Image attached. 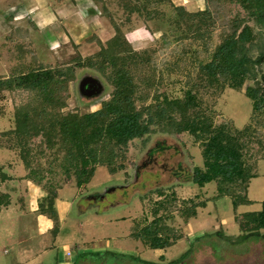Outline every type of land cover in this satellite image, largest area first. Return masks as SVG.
I'll return each instance as SVG.
<instances>
[{
  "label": "rangeland",
  "instance_id": "obj_1",
  "mask_svg": "<svg viewBox=\"0 0 264 264\" xmlns=\"http://www.w3.org/2000/svg\"><path fill=\"white\" fill-rule=\"evenodd\" d=\"M83 1L0 0V78L18 76L21 72L27 73L29 68L40 66L53 69L75 65L76 59L83 60L102 51L119 29L134 52L156 50L151 60L156 68V79L162 71V84L148 90L145 102L135 100L137 108L151 105L154 110L157 104L155 95L160 99L165 94L169 99H183L188 87L186 83L198 72V63L191 59L194 57L192 51L183 55L185 46L198 50L200 60L208 61L222 36L230 31L233 18L246 20L245 23L257 36L256 41L264 48V28H258L250 21L234 1L170 0L173 6H183L189 13L206 8L212 11L214 26L196 42L191 37L195 31L189 33L188 26L182 22L178 27L170 22L175 12L165 0H160L157 6L150 4L154 0H86V4ZM130 2L139 9L138 13L129 14L125 5ZM143 4H147L146 8ZM159 13L163 19L155 18ZM48 15L55 17L50 19ZM44 16L47 18L45 24L59 21L60 28L66 29L69 21L72 24L69 28L75 31V26H78L79 32L74 35L64 29L63 36L55 33L59 32L57 26L52 28L43 23L38 26ZM185 34L190 38L177 39ZM110 72L109 68L103 76L89 68H77L75 80L68 84L69 98L63 112L85 114L98 110L101 102L109 100L114 90L106 81ZM262 74L264 63L258 79ZM142 75L134 77L135 84L140 85ZM86 77L98 83V93L80 96L79 83ZM252 85L253 82L248 80L240 90L228 87L222 92H199L202 106L215 125L232 122L237 129L252 126L259 131L258 139L263 145L254 142L244 156L255 176L246 192L241 194L246 195L251 204L240 205L234 210L230 196L217 197L216 182L203 187L191 183L194 167H203L201 137L187 132L178 134L172 129H164L165 124L155 123L144 136L146 142L134 140L123 150L122 160L117 158L115 161L114 166L118 168L115 173L111 174L105 166H98L89 183L81 187L75 186L73 176L70 181H65L58 174L59 186L55 187L57 197L54 205L56 217L53 220L43 215L50 221L51 228L46 230L39 219L42 215L39 205L48 191L46 181L41 185L44 191L39 187L40 198L26 193L24 182L28 170L20 158L19 149L14 148L12 152L0 149L1 166L11 163V167L2 168V173L21 188L13 196L10 206H0V264L20 263L19 254L23 250H29L31 256L35 255L32 252L42 251L38 264H119L120 261H114L119 253L129 256L120 264H134L138 258L157 264H172L175 260H179L175 264H264V239L235 241V236L240 234L237 218L246 212H259L264 202V115H261L263 123L260 126L251 120L252 101L245 96V88ZM3 96L0 100V132L13 128L17 108H24L36 100L34 92L24 89H16ZM36 105L37 101L32 106L37 108ZM38 140L33 139L31 145ZM157 142L162 143L165 149L150 154ZM52 153L34 158V164L37 162L46 167ZM120 164L125 168L121 169ZM177 172L179 177L174 175ZM17 180L24 182L19 184ZM160 188L164 189L163 196L174 195L164 201L170 204L169 210L165 212L160 207L161 210L154 215L153 208L164 200L155 192ZM3 191H6V186ZM194 206V216L185 212ZM160 217L164 219L171 246L154 250L142 240V229ZM218 231L222 236L216 233ZM227 237L231 239L226 240ZM106 250L110 254L102 260L89 255ZM187 252V256L181 258Z\"/></svg>",
  "mask_w": 264,
  "mask_h": 264
},
{
  "label": "trees",
  "instance_id": "obj_2",
  "mask_svg": "<svg viewBox=\"0 0 264 264\" xmlns=\"http://www.w3.org/2000/svg\"><path fill=\"white\" fill-rule=\"evenodd\" d=\"M165 1L175 12V17L168 21L176 23L177 27L182 22L188 26L189 33L195 31L196 34L191 36L193 42L202 40L214 26L215 20L209 8L189 13L183 6H173L170 0ZM223 1L238 3L250 21L258 28H264V0ZM159 2L160 0H154L150 4L157 6ZM147 4H143L145 8ZM125 8L129 14L139 11L131 2L125 5ZM158 15L162 16L159 13L155 16L156 19H163ZM245 21L237 17L230 21V31L222 36L208 61L200 60L198 50L185 46L183 55L186 56L192 51L194 57L191 59L198 63V72L194 78H189L190 83L189 80L186 83L188 87L183 99H169L166 94L160 99L155 95L157 104L154 110L151 105L137 108L135 100L145 102L148 90L162 84V71H159V77L156 79V68L151 60L156 50L134 52L131 50L130 42L119 29L102 51L83 60L76 59L75 65L53 69L40 66L29 68L27 73L21 72L18 76L0 78V100L4 98L5 93H13L16 89L30 90L36 95V100L32 103L16 109L13 128L0 132V149L18 148L20 158L28 170L26 179L34 186L40 187L42 191L44 187L41 185L46 181L48 191L39 205L41 214L55 220L54 205L57 197L55 187L59 186V181L56 180L58 174H61L65 181H70V177L73 176L75 186L81 187L89 183L98 166H105L111 174L115 173L118 169L114 166L115 161L117 158L122 160L123 150L134 140L142 139L146 142L144 136L151 131V126L155 123L165 124L164 129H172L178 134L187 132L201 137L203 167H194L191 183L203 187L216 182L217 197L230 196L234 210L240 205L251 204L246 195L241 194L242 191L246 192L247 186L255 176L253 168L247 165L244 156L248 154L254 142L263 145L258 139L259 131L252 126L237 129L232 122L215 125L211 117L207 116L199 97L200 91L222 92L228 87L240 90L246 81H252L253 85L245 88V96L252 101L251 120L256 126L263 123L261 115H264V74L258 79V72L264 63V48L256 41L257 36ZM189 38L187 34L177 37L178 40ZM84 67L103 76L107 69H111L110 74L106 75V81L114 87L111 98L101 102L100 108L94 112L85 114L63 112L69 98L68 84L75 80L76 69ZM140 73L143 75L139 78L138 85L134 83V77L140 76ZM36 101L37 108L32 106ZM175 115L179 118L176 119ZM33 139L39 140L31 145ZM163 149L165 146L157 142L149 153L153 154ZM51 151L52 157L47 161L46 167L37 162L34 164V158H42ZM29 163H32L31 166ZM119 167L125 168L123 164ZM174 175L179 177L178 172ZM6 177L0 166V183H3ZM163 190L160 188L155 192L163 196ZM173 195L174 193H170L163 196L164 200L158 202L159 207L157 205L153 208V214L157 215L161 208L165 212L169 210L170 204L164 201ZM8 204L9 195L0 192V206ZM185 212L194 216L195 206ZM237 221L240 230V234L235 236L237 243L247 239H264V233H261L264 230V202L259 212L243 213ZM142 233L144 234L142 240L148 242L154 250L171 246L162 217L154 218L142 229ZM216 233L222 236L221 232ZM190 251L191 249L188 250ZM188 252L181 258L187 256ZM106 254L110 253L106 250L89 255L91 258L97 256L102 260ZM127 257L129 256L119 253L116 254L114 261L122 263ZM178 261L171 263L175 264ZM135 262L134 264H157L139 258Z\"/></svg>",
  "mask_w": 264,
  "mask_h": 264
},
{
  "label": "crops",
  "instance_id": "obj_3",
  "mask_svg": "<svg viewBox=\"0 0 264 264\" xmlns=\"http://www.w3.org/2000/svg\"><path fill=\"white\" fill-rule=\"evenodd\" d=\"M83 3H85L86 4V0L85 1H83ZM59 6V5H58ZM44 12V11H43ZM40 13H42V10H41V12ZM49 16V18L51 19V17L53 16V17H55L54 15H48ZM45 17V16H44ZM42 19V18H41ZM45 19H47L46 17L45 18H43L42 20H40L37 24H38V26L40 25H42V23L44 24V25H50L52 28L54 27V26H57V27H59V32H55V33H59V34H61L62 33V35L63 36H65V30L67 31V33H73L74 35L76 34V33H78L79 31H78V29H79V27L78 26H75V31H73V30H71L69 27L72 25V24H70V22L68 21V22H66V29L65 28H60V23H59V21H57V22H55L54 24H45ZM57 19V18H56ZM67 20H69V18L67 19ZM32 26V25H31ZM62 27H64V25L62 26ZM38 28V27H37ZM65 29V30H64ZM39 31H41L40 30V27H39V29H38ZM32 32L34 33V30H32ZM135 35V34H134ZM3 151H7V152H9V151H11L12 152V150H8V149H3ZM2 151V152H3ZM0 153H1V150H0ZM1 155V154H0ZM10 165H11V163H9ZM9 164H6L4 167L2 166V168H8V167H11ZM0 166H1V164H0ZM7 175V174H6ZM13 179L12 178H10L8 175H7V177H6V180L3 182V183H0V192L1 193H7L8 195H9V204L7 205V206H10L11 205V203H12V198H13V196L16 194V193H19V191H21V188L19 189L18 188V186H16L15 185V182H13L12 181ZM18 181V183L19 184H21L22 182H24V181H22V180H17ZM25 184V188H24V190H25V192L27 193H30L31 195H34L35 197H41V195H39V191H40V189H39V187L38 186H34L31 182H28L26 179H25V182H24ZM4 184H5V186H6V191H3V188H5V186H4ZM2 189V190H1ZM41 192V191H40ZM22 193H23V191H22ZM24 194V193H23ZM21 198V197H20ZM45 218V216H43V215H39V219L42 221V225L44 226V229H50L51 228V226H50V221L48 220V219H44ZM94 247H95V245H94ZM44 250H46V249H44ZM40 252H42V251H38V253L36 254V253H34V252H32V255L33 254H35L34 256H31V252L29 251V250H23V251H21L20 252V254H19V257H20V260H21V262L20 263H18V264H38L39 263V257L41 256V253ZM43 252H45V251H43ZM6 253H8V252H6ZM16 255V254H15ZM26 261H29V262H26Z\"/></svg>",
  "mask_w": 264,
  "mask_h": 264
},
{
  "label": "water",
  "instance_id": "obj_4",
  "mask_svg": "<svg viewBox=\"0 0 264 264\" xmlns=\"http://www.w3.org/2000/svg\"><path fill=\"white\" fill-rule=\"evenodd\" d=\"M93 85H95V87L92 89L91 86H93ZM99 88L100 87H99L98 83L93 78L86 77V78L82 79L79 83V94L82 96H89V95H91V93H93L95 91H97V93H98ZM84 91L87 94H84L83 93Z\"/></svg>",
  "mask_w": 264,
  "mask_h": 264
},
{
  "label": "flooded vegetation",
  "instance_id": "obj_5",
  "mask_svg": "<svg viewBox=\"0 0 264 264\" xmlns=\"http://www.w3.org/2000/svg\"><path fill=\"white\" fill-rule=\"evenodd\" d=\"M97 86V85H96ZM95 87V85L91 86V88L93 89ZM84 94H87L85 91L83 92ZM90 94V93H89Z\"/></svg>",
  "mask_w": 264,
  "mask_h": 264
}]
</instances>
